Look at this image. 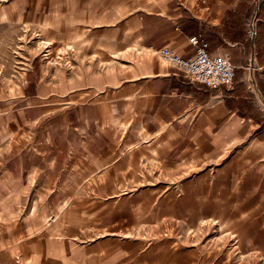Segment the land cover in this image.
Segmentation results:
<instances>
[{"label": "crops", "instance_id": "crops-1", "mask_svg": "<svg viewBox=\"0 0 264 264\" xmlns=\"http://www.w3.org/2000/svg\"><path fill=\"white\" fill-rule=\"evenodd\" d=\"M93 2L99 20L55 38L60 52L51 38L49 60L29 65L8 99L4 191L60 190L61 228L29 243L35 263L192 264V247L146 232L164 233L165 207L192 200V183L212 186L216 171L264 195V0H128L124 20L114 0ZM192 37L231 62L233 84L191 83L154 54L186 58ZM196 162L209 168L182 183L181 165Z\"/></svg>", "mask_w": 264, "mask_h": 264}, {"label": "rangeland", "instance_id": "rangeland-1", "mask_svg": "<svg viewBox=\"0 0 264 264\" xmlns=\"http://www.w3.org/2000/svg\"><path fill=\"white\" fill-rule=\"evenodd\" d=\"M125 1L114 0L118 20H124ZM98 16L93 0H0V159L14 141L13 121L6 113L8 99L16 96L28 66H44L49 60L46 51H50L51 38L75 33L77 20H99ZM53 43L54 52H60L56 44L60 42ZM181 166L177 177L182 183L209 168L200 162L192 168ZM1 172L0 166V264H39L31 260L35 249L31 252L28 245L40 238L57 237L53 232L63 222L60 190L46 196L51 189L47 185L42 190L36 184L21 185L19 198L13 199L12 193L4 191ZM216 172L212 186H187L192 189V200L165 207L164 212L173 217L164 233H151L148 226L146 235L177 242L181 249L192 247V264H264V195L256 201L246 192L251 186L242 188L236 181L228 184ZM56 250L66 251L60 246ZM68 252L73 257L80 255L72 249Z\"/></svg>", "mask_w": 264, "mask_h": 264}, {"label": "built area", "instance_id": "built-area-1", "mask_svg": "<svg viewBox=\"0 0 264 264\" xmlns=\"http://www.w3.org/2000/svg\"><path fill=\"white\" fill-rule=\"evenodd\" d=\"M188 42L194 52L186 58L166 46L154 50V54L161 62L182 72L191 83L202 84L212 90L233 84L235 68L227 58L208 53V44L196 37Z\"/></svg>", "mask_w": 264, "mask_h": 264}]
</instances>
